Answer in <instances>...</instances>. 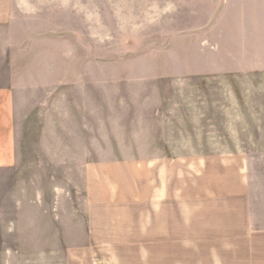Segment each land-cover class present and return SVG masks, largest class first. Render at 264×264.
<instances>
[{"label":"rangeland","instance_id":"rangeland-1","mask_svg":"<svg viewBox=\"0 0 264 264\" xmlns=\"http://www.w3.org/2000/svg\"><path fill=\"white\" fill-rule=\"evenodd\" d=\"M197 1L97 0L86 19L67 4L63 35L46 37L44 53L18 52L19 77L40 58L49 67L43 90L18 103V179L0 190L43 193L22 207L44 228L31 233L22 213L18 227L0 224V264L135 263L120 240L143 209L107 205L90 187L127 186L122 175L164 146L231 151L235 139L264 155V5L235 19Z\"/></svg>","mask_w":264,"mask_h":264},{"label":"crops","instance_id":"crops-1","mask_svg":"<svg viewBox=\"0 0 264 264\" xmlns=\"http://www.w3.org/2000/svg\"><path fill=\"white\" fill-rule=\"evenodd\" d=\"M198 1L216 2L224 9L228 5L235 19L237 13L240 17L252 13L253 5H264V0ZM67 4L70 12L84 14L78 16L83 19L88 14L92 17L97 9V0H0L1 181L18 179V115L23 109L18 103L35 89L43 90L49 67L40 58L29 65L36 68L35 74L19 77L17 54L32 50V45L44 53L46 37L63 35ZM233 141L231 151L178 153L164 146L137 160L144 163L139 168L142 173L122 175L127 186L88 189L87 196H102L101 202L107 205L143 209L140 219L130 223L135 236L120 240L121 236L113 235L116 243L120 240L127 247L128 260L135 261L130 264H264V155L247 152L240 140ZM251 144L258 146V140ZM41 194L17 186L0 190V224L18 227L22 213L31 233L34 228H44L35 223L32 210L22 207L37 206L34 197ZM10 213L13 218L8 220ZM40 234L45 237L44 232ZM134 243L136 251H132Z\"/></svg>","mask_w":264,"mask_h":264}]
</instances>
